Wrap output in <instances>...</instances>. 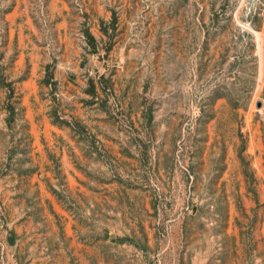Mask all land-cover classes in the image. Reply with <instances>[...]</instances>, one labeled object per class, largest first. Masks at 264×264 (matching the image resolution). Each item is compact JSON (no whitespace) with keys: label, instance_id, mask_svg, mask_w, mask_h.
Wrapping results in <instances>:
<instances>
[{"label":"rangeland","instance_id":"374dc122","mask_svg":"<svg viewBox=\"0 0 264 264\" xmlns=\"http://www.w3.org/2000/svg\"><path fill=\"white\" fill-rule=\"evenodd\" d=\"M0 264H264V0H0Z\"/></svg>","mask_w":264,"mask_h":264},{"label":"trees","instance_id":"16d2710c","mask_svg":"<svg viewBox=\"0 0 264 264\" xmlns=\"http://www.w3.org/2000/svg\"><path fill=\"white\" fill-rule=\"evenodd\" d=\"M112 25H113V27H114V15H113V22H112ZM86 36L92 38V35H91L89 32H86Z\"/></svg>","mask_w":264,"mask_h":264}]
</instances>
